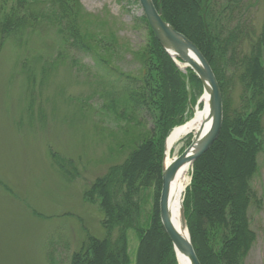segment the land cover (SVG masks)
<instances>
[{
	"label": "rangeland",
	"instance_id": "1",
	"mask_svg": "<svg viewBox=\"0 0 264 264\" xmlns=\"http://www.w3.org/2000/svg\"><path fill=\"white\" fill-rule=\"evenodd\" d=\"M23 1L0 0L1 26L12 10L14 18H28L45 10L41 1L26 4L25 0V7L19 4ZM226 1L230 4L217 0L214 18L207 20L211 39L203 47L214 54L213 60L230 64L233 54L222 55V51L236 46V42L238 53L245 56L260 40L264 0H238L235 5L233 0ZM186 3L191 5L192 0H180L185 11L175 20L190 31L183 22L190 17ZM64 4L70 14L72 6L75 11L69 27L75 26L88 36L90 39L85 40H90L89 45L71 46L60 37L69 33L64 26L42 22L7 36L0 34V264H70L80 252L92 257V240L114 241L119 228L106 229L100 199L94 193L91 198L85 194L110 167L122 164L135 148V141L141 139L151 141L155 154L160 153L159 160L151 159L159 162L160 179L151 181L137 199L141 200L138 228L133 225L125 231L126 264H178L172 244L163 241L164 237L168 240L162 235L163 229L161 234L153 231L152 221L156 215L159 219L166 140L201 107L203 87L195 86L189 71L195 74L187 67L180 69L172 57L179 91H175L176 82L169 81L170 89L166 78H161L159 60L163 58L158 56L151 35L155 36L138 0H64ZM204 16L200 11V17ZM200 21H196L199 30ZM240 31L244 38L239 37ZM260 49L259 62L264 70V43ZM140 52L146 53L150 67L141 65ZM219 71L216 68L215 75L212 70L220 92L223 85L231 119L239 114L246 121L249 113L244 110L246 95L238 72ZM138 85L145 90L147 102L134 114L129 103ZM167 90L176 94L181 104L177 115L168 121ZM259 130L262 146L245 211L246 226L254 241L243 264H264V111ZM194 137L192 133L182 137L168 156L177 158ZM196 160L189 164V183L181 199L184 218L188 195L195 193ZM214 165L216 171L222 167L225 172L232 170L222 158H215ZM210 173L203 170V176ZM185 225L189 235L186 218ZM218 231L207 232L204 248L220 261L224 245Z\"/></svg>",
	"mask_w": 264,
	"mask_h": 264
},
{
	"label": "trees",
	"instance_id": "2",
	"mask_svg": "<svg viewBox=\"0 0 264 264\" xmlns=\"http://www.w3.org/2000/svg\"><path fill=\"white\" fill-rule=\"evenodd\" d=\"M27 1L28 3L26 4L30 2L36 4L41 1L40 4L45 9L42 10L44 12L42 13L41 11L38 15L32 14L28 18H14L12 10L10 15H4L6 20L4 21V26L0 25V34L7 36L22 28L31 27L30 25L33 26L42 22L58 28L64 26V30H67L69 33L62 34L60 37H62V41L71 44V46L79 43L85 44L84 46L89 45L90 40L86 42V40L90 39L88 36L84 37L78 29L74 28L75 26L69 27L68 23H73L70 22L71 17H73L71 15L75 13L73 6L70 9L72 12L70 14L69 7L65 6L64 0ZM237 1L233 0L231 3L235 5ZM156 2L157 0H153L154 5H157ZM225 3L227 4L226 0ZM19 4L25 7V0L23 3L19 2ZM187 5L190 17L183 22L190 31L183 29L178 25L177 20H175L176 18L179 19L181 14L184 15L183 11L185 10L181 9L180 0H159L158 3V6L162 10V19L198 48L208 61L215 75L217 74L216 68L218 71L221 69L218 73L222 71L225 73H230L231 71L238 72L243 92L246 95L244 110L249 114H246V121H243L239 114L231 119V109L228 107L229 104H227L223 85L220 86L223 108L220 135L212 147L194 162L193 177L195 180V193L191 191L188 195L190 200L188 201L189 204L185 207V218L191 245L201 264H243L242 261L246 258L248 250L254 241V236L248 231L246 226L245 211L248 201H250L249 196L252 190L250 180L256 169L257 154L260 152L262 146L259 119L264 111V70L260 67L259 54L261 52L260 46L264 43V29L260 35V40L253 45L250 54L245 56L239 54L236 42H234L236 46L232 45L222 51L221 54H233L230 64H223L220 60L219 62L213 60L214 54L210 55L203 47L211 39V35L207 29V20L209 21L211 18H214L216 12H214L213 8L217 5V0H192L191 5L189 3ZM200 11H204L205 16L203 19L200 17ZM193 15L195 16V20H201L200 30L197 25L198 22L196 23L197 20L193 21ZM144 23L148 26L145 20ZM244 34V32L240 31L239 37L244 38ZM151 36L153 44L158 50V56L163 58L162 61L159 60L161 78H166L170 89L171 85L169 81L176 82L177 86H172H174L175 91H179L180 84L177 81L178 71L174 66V61L164 51L153 35ZM237 38L238 34L234 39ZM231 40H233V37ZM145 54L144 52H140L139 59L141 65L146 68L150 62L148 58H145ZM97 58L101 59V56L97 55ZM227 65L228 69L226 68ZM189 74L195 86H199L202 89L200 81L195 78L196 76L190 71ZM150 86L153 89L154 85L152 83L151 85L149 83V88ZM168 92L169 90H167ZM144 93L145 90L142 87L136 86L130 98L132 101V104L129 103L131 106L130 112L132 111L134 114H137V108L145 105L147 100ZM168 98L167 121L169 118L177 115L181 107L180 99H178L176 94L174 95L173 92L168 93ZM131 117L132 115L129 117L132 120ZM124 130L127 131L128 129ZM137 133L139 134V132ZM131 152L122 164L110 167L107 174L103 178L98 179L94 188H91L85 194L87 198H91L94 193L100 199L101 207L106 217L104 224L106 229L110 231L113 227H118L119 234L114 241L111 239H105L103 242L92 240L90 243L92 257H89L84 252H80L72 258L70 264L127 263L124 247L125 231L133 225H136V228H138V222L136 221L140 216L139 208L141 200L137 201V199L140 198L141 191L151 181L157 183L160 179L159 162H151V159H154V161L155 159L159 160L160 153L156 152L155 154L151 141H145L144 139H141L140 142L135 141V148ZM217 157L222 158L223 161L228 163L232 170L225 172L224 167H222V170L216 171L214 161ZM205 169L206 173L211 172L207 176H203V170ZM147 178L150 179L149 182ZM152 228L153 231L162 232L158 215L152 221ZM209 230L212 232L219 230L217 236L221 239V245H224L222 249L224 253L220 261L214 260L212 254L205 251L204 239ZM162 235L166 236L163 232ZM163 241L168 242V245H170L169 240L165 239V237ZM52 263L56 264L55 262Z\"/></svg>",
	"mask_w": 264,
	"mask_h": 264
},
{
	"label": "water",
	"instance_id": "3",
	"mask_svg": "<svg viewBox=\"0 0 264 264\" xmlns=\"http://www.w3.org/2000/svg\"><path fill=\"white\" fill-rule=\"evenodd\" d=\"M138 1L146 21L160 46L168 55L173 59H179L185 64V67L189 68L195 74L203 87V93L205 89H208L211 94V110L208 115L210 122L209 127L206 129V133L202 137L199 147L190 154L192 146L198 141L197 135L194 137L191 146L177 158H174L167 167L163 168L158 205L161 227L175 252L187 257L191 264H200L191 245L189 235L188 239L184 240L177 234L172 226L168 210V188L174 174L183 165L192 163L204 154L218 138L223 118L221 92L210 66L199 52L198 48L161 18V10L159 7H155L152 0ZM201 130L205 132L204 127H202ZM180 223L182 227L186 228L182 206Z\"/></svg>",
	"mask_w": 264,
	"mask_h": 264
},
{
	"label": "bare ground",
	"instance_id": "4",
	"mask_svg": "<svg viewBox=\"0 0 264 264\" xmlns=\"http://www.w3.org/2000/svg\"><path fill=\"white\" fill-rule=\"evenodd\" d=\"M155 7H159L155 5ZM160 8V7H159ZM161 10V8H160ZM162 11V10H161ZM162 18V12H161ZM176 64L180 67V69L185 68V64L178 62L175 58ZM211 110V94L208 89H205L201 98V107H197L193 116L182 126L176 127L172 130L170 135L168 136L165 144L166 154L164 167H167L173 160L168 154L174 147V145L184 136L188 134H193L194 136L198 135L197 143L192 146L190 154L200 145L201 139L206 133V129L209 127V119L208 115ZM204 127L205 132L201 129ZM190 165H183L172 177L169 183L168 188V210L170 221L172 223L173 228L177 232V234L183 238L184 240L188 239V231L186 228L181 226V199L183 197V193L185 188L189 183V172ZM191 242V241H190ZM178 264H191L189 259L178 252H176Z\"/></svg>",
	"mask_w": 264,
	"mask_h": 264
}]
</instances>
